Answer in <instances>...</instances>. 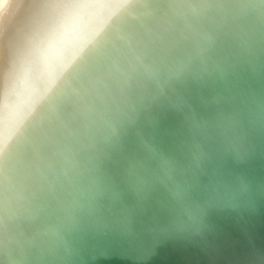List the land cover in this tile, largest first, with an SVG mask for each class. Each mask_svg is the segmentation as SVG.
Instances as JSON below:
<instances>
[{
	"label": "water",
	"instance_id": "95a60500",
	"mask_svg": "<svg viewBox=\"0 0 264 264\" xmlns=\"http://www.w3.org/2000/svg\"><path fill=\"white\" fill-rule=\"evenodd\" d=\"M0 264H264V0H12Z\"/></svg>",
	"mask_w": 264,
	"mask_h": 264
},
{
	"label": "bare ground",
	"instance_id": "6f19581e",
	"mask_svg": "<svg viewBox=\"0 0 264 264\" xmlns=\"http://www.w3.org/2000/svg\"><path fill=\"white\" fill-rule=\"evenodd\" d=\"M12 0H0V19L5 14L6 9L9 7V4Z\"/></svg>",
	"mask_w": 264,
	"mask_h": 264
}]
</instances>
